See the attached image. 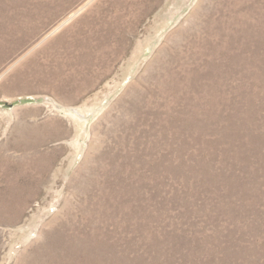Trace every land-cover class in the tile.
Returning a JSON list of instances; mask_svg holds the SVG:
<instances>
[{
  "label": "rangeland",
  "instance_id": "1",
  "mask_svg": "<svg viewBox=\"0 0 264 264\" xmlns=\"http://www.w3.org/2000/svg\"><path fill=\"white\" fill-rule=\"evenodd\" d=\"M0 264H264V0H0Z\"/></svg>",
  "mask_w": 264,
  "mask_h": 264
}]
</instances>
